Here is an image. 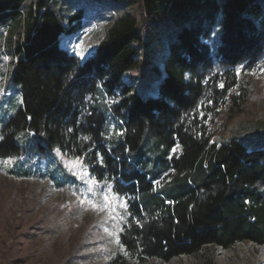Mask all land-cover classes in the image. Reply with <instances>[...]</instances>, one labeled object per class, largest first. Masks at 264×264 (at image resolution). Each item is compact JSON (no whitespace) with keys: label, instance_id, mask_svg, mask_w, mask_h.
Listing matches in <instances>:
<instances>
[{"label":"trees","instance_id":"16d2710c","mask_svg":"<svg viewBox=\"0 0 264 264\" xmlns=\"http://www.w3.org/2000/svg\"><path fill=\"white\" fill-rule=\"evenodd\" d=\"M116 1L140 15L114 18L81 59L61 41L84 26L85 7L65 21L51 0H0V27L23 25L8 48L22 103L1 121L0 156L59 148L127 196L126 254L110 264L169 262L242 241L264 246V134L212 143L201 113L235 99L238 71L264 54V0ZM163 43L158 95L141 96L124 74ZM110 112L122 121L117 139L106 135Z\"/></svg>","mask_w":264,"mask_h":264},{"label":"rangeland","instance_id":"374dc122","mask_svg":"<svg viewBox=\"0 0 264 264\" xmlns=\"http://www.w3.org/2000/svg\"><path fill=\"white\" fill-rule=\"evenodd\" d=\"M31 1L35 0H28ZM51 1L65 21L85 7L84 26L61 41L64 48L81 59L96 50L114 18L125 11L140 15L137 5L123 9L116 0ZM22 30L23 25L16 22L0 27V135L4 115L8 119L22 103L20 89L12 80L17 59L8 50ZM155 49L151 53L143 51L140 64L124 74V80L132 81L134 91L141 96L158 95L156 83L164 74L161 61L166 44ZM238 80L232 90L235 99L228 98L215 115L201 112L208 114L207 131L212 143L244 134L246 139L264 134V54L253 67L240 69ZM122 132L121 119L108 113L107 138L117 139ZM179 151V146L172 150ZM53 152L35 154L27 149L0 156V264H110L118 253L126 254L120 234L128 217L129 198L117 194L109 180H98L82 157L67 156L59 148ZM219 249L225 248L208 245L194 255H180L169 262L155 258L150 262L264 264L251 259L249 248L242 255L227 257H222Z\"/></svg>","mask_w":264,"mask_h":264},{"label":"bare ground","instance_id":"6f19581e","mask_svg":"<svg viewBox=\"0 0 264 264\" xmlns=\"http://www.w3.org/2000/svg\"><path fill=\"white\" fill-rule=\"evenodd\" d=\"M248 242H249L248 244H252L251 247H249L248 244L241 242L234 245L230 249H219L218 253H220L222 257H227L232 254L242 255L245 252V250L249 248V250H251V255H252L251 259H258L259 263H264V246L251 243L250 241Z\"/></svg>","mask_w":264,"mask_h":264},{"label":"snow or ice","instance_id":"6c2138e0","mask_svg":"<svg viewBox=\"0 0 264 264\" xmlns=\"http://www.w3.org/2000/svg\"><path fill=\"white\" fill-rule=\"evenodd\" d=\"M221 87H223V85H221ZM113 102H115V101H113ZM121 135H122V133H121ZM3 139H4V137L2 135H0V140H3ZM85 139H87V138H85ZM57 153L59 154V150H57ZM10 162H11V160L5 161V163H10ZM94 207H95V205H94Z\"/></svg>","mask_w":264,"mask_h":264}]
</instances>
